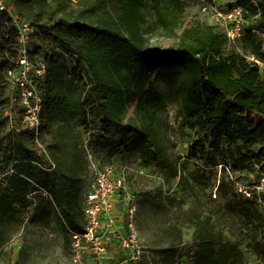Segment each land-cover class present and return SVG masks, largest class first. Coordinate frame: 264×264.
Returning a JSON list of instances; mask_svg holds the SVG:
<instances>
[{
    "label": "trees",
    "instance_id": "1",
    "mask_svg": "<svg viewBox=\"0 0 264 264\" xmlns=\"http://www.w3.org/2000/svg\"><path fill=\"white\" fill-rule=\"evenodd\" d=\"M264 28V0H232ZM96 0L94 18H70L46 0H9L18 17L28 21L33 54L47 64L43 87V127L78 124L92 140L108 142L114 132L124 133L127 103L142 124L154 125L167 105V94L180 96L181 124L196 131L200 142H210L225 155L233 173L264 172V78L260 70L239 53H224L227 37L213 26L185 29L176 46L149 47L142 33L144 0ZM158 25L172 32L183 5L178 0H151ZM246 53L264 58L261 42L246 31L241 39ZM17 33L7 16L0 14V223L14 217V205L24 206L36 187L45 189L60 211L61 231L82 230L80 199L71 179L60 167L43 171L34 162L35 147L29 131L6 132L9 118L7 75L17 66ZM21 128V127H19ZM201 149L191 155L201 158ZM149 163L166 167L171 178L180 177L165 154L154 150ZM11 166L13 173L7 174ZM221 182L218 190L222 191ZM223 192V191H222ZM227 204L249 222L264 227V216L254 200L232 193ZM196 257L210 264H239L235 245L214 232L212 218L193 222Z\"/></svg>",
    "mask_w": 264,
    "mask_h": 264
},
{
    "label": "rangeland",
    "instance_id": "2",
    "mask_svg": "<svg viewBox=\"0 0 264 264\" xmlns=\"http://www.w3.org/2000/svg\"><path fill=\"white\" fill-rule=\"evenodd\" d=\"M58 7L60 14L70 18L89 19L96 13V0H46ZM98 6H103L104 3ZM183 5L178 26L172 32L164 31L157 23L151 0H144L142 33L149 47H174L185 29L202 26L215 27L212 8L230 9L232 0H178ZM253 25L257 28L254 20ZM257 39L259 37L257 36ZM242 40L237 46L227 45L224 53H246ZM262 73V72H261ZM264 78V72L262 73ZM167 105L154 125L142 124L134 112V103L125 108L123 124L129 129L114 132L108 142L92 140L78 124L54 126L43 132V144L55 167L70 177L78 199H82L90 184L88 165H112L116 172L124 169L126 185L136 197L137 211L134 224L139 232L142 258L136 264H210L196 257L193 239L194 220L201 216L212 218L214 232L236 246L241 254L239 264H264V227L249 222L245 215L227 204L223 195L237 194L231 179L250 185L259 181V171L253 174H234L226 164L223 150L215 152L210 142H200L196 131L181 124L180 96L166 91ZM205 155L196 158L193 150ZM165 154L166 160L176 166L180 177L171 178L166 167L149 163L154 150ZM33 156L41 155L33 147ZM1 162V160H0ZM0 166L1 163H0ZM11 174V166L6 168ZM224 183L222 191L218 190ZM264 198V195L262 196ZM122 213L123 203L117 202ZM14 217L0 223V264H73L71 240L61 231L60 211L52 203L49 193L36 187L26 197L24 206L14 205ZM264 216V207L258 206ZM112 256L113 251L109 252ZM118 264L124 257L117 254Z\"/></svg>",
    "mask_w": 264,
    "mask_h": 264
},
{
    "label": "built area",
    "instance_id": "3",
    "mask_svg": "<svg viewBox=\"0 0 264 264\" xmlns=\"http://www.w3.org/2000/svg\"><path fill=\"white\" fill-rule=\"evenodd\" d=\"M212 11L214 25L227 37V45L237 46L245 32L250 31L259 37L261 52L264 55V28L259 32L253 25L257 17H249L236 3L226 11L215 7ZM0 14L7 16L17 33L18 42L17 66L7 75L10 107L6 112L9 118L6 132L29 131L42 158V163L34 164L43 171L50 172L55 168V164L42 141L43 87L47 79V64L42 56L33 54V26L18 17L9 0H0ZM241 55L260 72H264V58L255 57L250 53ZM88 168L91 180L80 200L84 224L79 232L69 230L73 264H118V253L124 257L122 263H138L143 250L139 232L134 224L136 197L127 188L124 169L116 172L112 165L100 166L94 162H90ZM260 175L259 181L250 185H242L234 180L233 176L231 179L236 186L237 196L254 200L258 206L264 207V172ZM119 201L123 203L122 213L117 210ZM110 251L114 252L113 256Z\"/></svg>",
    "mask_w": 264,
    "mask_h": 264
}]
</instances>
